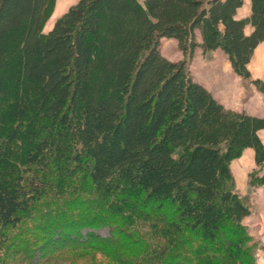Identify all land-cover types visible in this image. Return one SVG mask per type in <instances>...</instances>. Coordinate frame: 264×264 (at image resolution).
<instances>
[{
    "label": "trees",
    "instance_id": "1",
    "mask_svg": "<svg viewBox=\"0 0 264 264\" xmlns=\"http://www.w3.org/2000/svg\"><path fill=\"white\" fill-rule=\"evenodd\" d=\"M57 1L0 0V264H31L47 246L21 231L65 214L112 236L68 241L59 223L42 264H255L231 164L253 149L264 186V118L226 109L188 63L220 50L264 95L249 70L264 0L245 20L244 0H79L46 34Z\"/></svg>",
    "mask_w": 264,
    "mask_h": 264
},
{
    "label": "crops",
    "instance_id": "2",
    "mask_svg": "<svg viewBox=\"0 0 264 264\" xmlns=\"http://www.w3.org/2000/svg\"><path fill=\"white\" fill-rule=\"evenodd\" d=\"M250 16L251 0H244V6L238 11L237 18L245 20ZM251 31L249 27L247 32L251 33ZM198 42H201L200 38ZM198 49L192 59L193 62L195 61L191 72L194 81L207 89L226 109L264 118V95L253 85L248 86V83L233 71L230 62L228 64L225 59L227 56L220 50L205 53L202 49L198 52ZM163 50L164 47L161 46V52L165 58L178 62V58L167 57ZM249 70L251 80L264 82V42L255 50ZM259 137L264 144V130L259 132ZM256 167L253 149L245 150L242 157L231 164V171L240 193L245 191L250 193L252 189L253 193L264 195V186L263 189H256L249 187L248 184L249 175Z\"/></svg>",
    "mask_w": 264,
    "mask_h": 264
},
{
    "label": "rangeland",
    "instance_id": "3",
    "mask_svg": "<svg viewBox=\"0 0 264 264\" xmlns=\"http://www.w3.org/2000/svg\"><path fill=\"white\" fill-rule=\"evenodd\" d=\"M78 2H79V0H58L56 11H55L53 17L48 22L44 32L46 34L49 33L52 30V28L54 27L56 20L58 18H60L63 14H65L70 7L74 6ZM161 46L164 47L163 51L165 52V55L167 57L174 58V59L178 58L179 59L178 61L185 60V57L183 58L182 54L180 53V51L178 49V42L175 39H164L161 42ZM199 51H200V49H198V52ZM225 59L227 60V62L229 64L228 58L226 57ZM188 64H189V68L192 72L195 61L193 62L191 60V62ZM246 82L248 83V86L252 87V84H250V81H246ZM256 169H257V167L255 169H253L252 172H254ZM248 184H249V182H248ZM249 187H251L250 184H249ZM251 188L263 189V187H251ZM234 192L239 194L240 198L246 203V205L249 207V209L251 211V215L244 220L243 225L246 227L248 235L251 238V240L249 242V246L252 247L254 262H255V264H264V195H260V194L258 195L257 192L253 193L254 191H252V189H251L250 193H249V191H247V192L245 191L243 193H240V191L237 189L236 183H235V187H234ZM76 219H77L76 217H71L68 214H65L59 218H56V217L51 218V220H47L45 218L41 219V220H39V222L42 224V226H44L47 223L49 225V228H50L45 233H39V231L37 229L32 228L31 225H28L24 230H22L21 233H23L24 235H27L26 239L30 240L29 235H32V236L36 235V236H39L41 238L40 245L41 246L44 245L43 249L47 246V248L44 251L40 252V250H39L32 255V263L31 264H42V263H44L47 256H50L51 254H53V252L56 250V248H58L60 245L67 242V239H65L66 241H62V242H58V243L56 242V244L54 246H51L50 244L45 245L48 241L50 243H53L57 240L56 236H57L58 232L61 231L60 227L58 226L59 223L67 224V225H65V232L72 231L71 233H73V235H70L71 238H69L68 241H74L73 240L74 238H84L83 236H85L86 234H88L90 232L94 233L99 238H103V239L104 238L105 239L111 238V236H112L111 235L112 234L111 229L109 227H104V226L99 227L100 226L99 224L93 225L90 228L83 229L81 232V233H83L82 234L83 236L78 235V233H76L77 226L74 225ZM63 232H64V230H63ZM21 233H19V234H21ZM116 246H117V244H116ZM112 248H114V246H112ZM102 258L103 257H101L99 254L97 255V260L98 259L103 260ZM61 260L62 261L68 260V262L70 264L74 263V260L68 254L65 256H61V258L58 260L59 264H62ZM56 262H54L53 264H55Z\"/></svg>",
    "mask_w": 264,
    "mask_h": 264
}]
</instances>
